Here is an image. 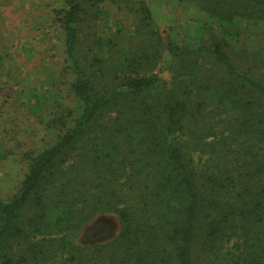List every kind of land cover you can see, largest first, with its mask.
Masks as SVG:
<instances>
[{"label": "trees", "instance_id": "16d2710c", "mask_svg": "<svg viewBox=\"0 0 264 264\" xmlns=\"http://www.w3.org/2000/svg\"><path fill=\"white\" fill-rule=\"evenodd\" d=\"M190 1L195 42L146 0H59L58 68L0 51V161L26 168L0 190V264H264V0ZM101 214L120 232L79 242Z\"/></svg>", "mask_w": 264, "mask_h": 264}, {"label": "rangeland", "instance_id": "374dc122", "mask_svg": "<svg viewBox=\"0 0 264 264\" xmlns=\"http://www.w3.org/2000/svg\"><path fill=\"white\" fill-rule=\"evenodd\" d=\"M146 2L165 36L176 34L181 38L196 41L198 21L204 20L206 14L202 13L193 1L146 0ZM58 4L59 0H0V51L12 52L17 59L16 62L22 66L23 74L31 80L43 77L49 66L46 60H50L52 66L58 63L61 65L64 61L61 43L57 39V24L53 12ZM114 11L111 10V13ZM255 33L257 34V31ZM260 37L257 35L256 38ZM56 67L58 68L53 66V69ZM59 70L62 68L59 67ZM157 71L161 70L157 68ZM161 76L167 77L168 74L161 71ZM67 78L62 75L56 84L48 88L60 95L62 98L60 103L72 106ZM32 86L36 87L38 83ZM12 113L14 114V111ZM16 113L21 117V109ZM25 126L31 134L27 143L31 139L40 141L44 126L33 122ZM25 171V165L20 160L0 161L1 192L13 191ZM120 230L121 223L115 215L101 214L82 229L78 241L82 244L105 242L115 237ZM54 264H60V261Z\"/></svg>", "mask_w": 264, "mask_h": 264}]
</instances>
